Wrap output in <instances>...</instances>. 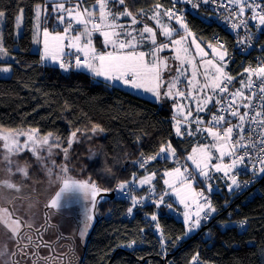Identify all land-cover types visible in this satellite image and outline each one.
<instances>
[{"label": "trees", "instance_id": "1", "mask_svg": "<svg viewBox=\"0 0 264 264\" xmlns=\"http://www.w3.org/2000/svg\"><path fill=\"white\" fill-rule=\"evenodd\" d=\"M81 1L87 8L96 5V0ZM156 4L163 6L161 10L173 9L183 15L188 29L205 45L214 40L223 43L230 53L227 70L237 78L244 76L242 60L253 62L255 50H247L239 43L236 30L217 21L219 12L214 7L202 3L193 7L186 0H125L124 5L109 0L113 12L127 8L137 15L142 10L147 16L153 14ZM37 5L43 10L47 7L40 20L43 27H63L50 0H0V12L4 13L0 35L8 52L0 56V68L11 66L10 73L0 72V127L38 129L40 134L52 133L66 144L72 131H91L99 125L103 129L97 131L100 155L88 164L87 179L109 189L132 181L133 176L155 173L156 194L151 196L142 189L140 197L148 196L147 200L131 213L132 202L117 197L97 202L95 224L78 264H191L197 254L196 264H264V176L246 187L238 178L241 187L233 192L218 179V189L208 192L198 175L196 184L208 192L216 212L204 220L206 224L187 233L188 225L175 216L174 200L166 196L158 207L155 200L165 193V171L183 163L196 145L209 143L207 133L177 136L173 102L167 98L154 100L87 71L73 68L65 72L58 64L43 60L35 48ZM21 10L23 29L17 35L16 18ZM252 32L264 45V26H253ZM237 83L235 80L229 90ZM169 142L176 150L174 159L157 157L139 167V162L156 155ZM152 215L158 219L151 220ZM242 221L246 223L240 227ZM132 241L136 243L132 245Z\"/></svg>", "mask_w": 264, "mask_h": 264}, {"label": "snow or ice", "instance_id": "2", "mask_svg": "<svg viewBox=\"0 0 264 264\" xmlns=\"http://www.w3.org/2000/svg\"><path fill=\"white\" fill-rule=\"evenodd\" d=\"M115 2L120 5L125 4V0H115ZM187 2L193 3V0H187ZM202 2L207 4L209 0H202ZM66 3H68V0H54L53 11L60 13L56 16V19L59 24L64 25V29L62 33L57 32L56 34L50 33L47 28L43 29V60H51L58 63L59 67L65 72L73 68L87 70L95 77H103L106 81L119 82L121 85L132 89L149 92L157 100L162 96L172 99L177 110V116L173 117L177 136L185 134L191 136L196 132H204L211 137L212 142L210 144L193 148L192 153L187 157L195 165L196 174L202 177L204 181H211L214 173H221L223 177L230 180L228 189L232 191L234 188L239 189L241 187L238 181V173L236 172L238 168L264 174V65L245 68L244 71L248 74L247 80H240L239 83L242 87L230 91L229 86L232 85L235 77L225 71L227 67L225 57L228 52L224 44L219 40L217 41V46L208 43L206 47L211 49L214 54L213 59H203V57L208 56V53L189 31L183 15L173 9H164L163 16L168 17L169 20L174 19L180 28L183 29L184 34L177 39H172L177 30L161 22V9L163 6L156 4L149 19L155 21L156 25L159 26L161 35L169 41L168 43L158 44L157 29L148 24H143L140 29L131 27V25H136L141 23V21L137 20L136 15L127 8L123 12H113L109 7V0H96V5L91 9L82 7L79 2L72 7H66ZM228 4L237 5L236 11L228 9L231 13L229 19L233 21L231 23L232 29H247L248 19L255 21L258 26H264V6L257 3V0H228ZM197 6L196 3H193V7ZM224 6L227 8V5ZM246 9L251 12L247 19L244 18ZM43 11L47 13V7ZM35 12L37 29L39 30L40 5L36 6ZM140 14L143 15L142 10ZM3 16L4 13L0 12V19ZM124 16L131 19L130 25L126 26L120 23L121 18ZM21 20L22 10L21 15L16 18L17 27H19ZM73 32L75 34H72ZM94 33L99 34L102 37L103 45L105 47L110 46L112 51L98 52L92 39ZM189 37H192L191 43L195 44V53L193 55H189L190 49L186 45ZM66 39L69 40L67 45L64 43ZM146 41H150L153 45L151 50L147 52L138 50ZM239 43L244 44L245 40H240ZM65 47L73 49L75 53L81 55H74V53L69 52L67 53L69 59L65 60ZM169 47L174 49L175 59L180 61L181 66L174 69L176 75L165 80L163 73L165 71H173V69L169 68L167 59L161 58L158 54ZM7 55V49L3 47L2 35H0V56ZM196 55L202 57L200 63L204 66L202 73L204 82L202 84L197 79L198 65L195 61ZM184 65H190L192 68L187 85L194 90L195 95L192 93L186 95V92L178 87L180 77L187 75V69ZM10 71V66L0 68L2 73ZM253 77H256L255 81ZM162 88L164 89L163 93L161 92ZM205 89L208 91L205 92ZM244 89L249 90L247 95ZM178 97L195 100V111L197 113L207 112L210 117L207 125H204V121L199 115L190 121L189 118L192 117L191 106L175 103ZM257 98L258 103L253 104V100ZM210 103H213L214 108L220 105L217 109L220 114L208 109L207 106ZM186 108L188 109L187 112H185ZM241 108L246 109V111L241 113ZM225 113L228 117L236 118L238 122L232 124L231 120L226 118ZM192 123L197 125L195 131L192 130ZM185 125L186 127L182 131V126ZM201 125L204 126L201 127ZM246 128L247 135L245 134ZM79 131L77 129L70 133L67 147L62 149L65 158L68 156V149L71 148L73 142L77 141V133ZM91 131L102 132L103 129L96 125ZM21 136L26 137L23 143L19 140ZM234 136L235 139L233 138ZM0 141L3 142V148L6 150L3 156L0 157V164H5L6 167L0 168V173L6 171L10 177L15 174L12 171V167L15 166L16 172H20L24 177H27V163L21 165L19 161L12 159L13 156H17L20 152L27 149L38 163L45 168L47 175L50 178L54 176L50 183L58 184L59 187L54 197L46 205L47 207L60 210L66 204L75 203L83 198L88 200L94 208L96 198L100 192L107 191L99 188L91 178L86 180L73 178L69 175L70 170L67 164L57 166L56 161L50 159L52 149L61 148V144L58 142L59 138L53 137L52 133L41 136L38 129H31L27 132H0ZM44 152H47V157L42 155ZM175 152L176 150L172 148L169 142L166 146L162 145L156 155L149 156L139 162V167L143 168L146 163L157 159V157L167 159L168 154L174 157ZM214 159L218 162L212 163ZM246 160L251 162L250 167L249 164L245 163ZM49 163L51 167L48 166ZM57 167L59 170L54 172ZM164 175L168 177V179L164 180V184L173 190L174 194L180 198L179 202L186 209L184 218L185 223L188 225L187 233L199 228L201 220L209 219L211 214L216 212L215 207H213L211 200L205 195L204 191L197 192L193 187L196 176L187 167H184L183 171L180 167H176ZM154 177L155 173H151L142 179L133 176L132 181L120 182L118 189L121 192L128 189L130 194V183L136 182L143 187L146 184L151 185ZM5 188L19 191L17 184L13 183L11 179H0V200L4 199L3 189ZM206 188L208 192H211V183H207ZM165 195H168V193L161 194L158 200L155 201L157 207L164 203ZM144 199H147V197H140L139 199L132 197V207L128 209L129 213L132 212V208L136 207ZM191 205L195 206L194 211L189 210ZM167 207L171 208V205L169 204ZM12 215L7 208L0 207V224L6 226L12 233L11 239L16 240V251L11 253L12 256L21 255L27 257L30 255L28 251L30 247L38 249L41 244L52 249L51 244L43 243L42 241L41 243L34 242L32 236L28 235L27 232L21 235L22 227L31 229L32 225L27 221L22 225L21 219H13ZM87 219L91 220L92 216L87 214ZM157 219L156 215L151 216V220L156 221ZM245 223V221H242L239 226L243 227ZM156 227L158 228L159 224ZM86 230L87 225H85L84 231ZM83 234L82 232L81 235ZM131 243L135 244L136 241ZM129 247H131V244ZM4 255L5 251L0 250V257ZM31 255L38 257V252L33 251ZM197 258L198 254L193 257L191 264H196ZM43 259L44 264H50V262L51 264H60L59 254H57L54 261L51 257ZM12 264H21V262L13 260ZM33 264H36V261H33Z\"/></svg>", "mask_w": 264, "mask_h": 264}, {"label": "rangeland", "instance_id": "3", "mask_svg": "<svg viewBox=\"0 0 264 264\" xmlns=\"http://www.w3.org/2000/svg\"><path fill=\"white\" fill-rule=\"evenodd\" d=\"M50 2L53 5L54 0H50ZM77 2H79L81 4V6L84 7V5H83L81 0H68V3H66L65 6L66 7H72ZM229 5L233 6L235 11H236V9H237V5L236 4H229ZM42 9L43 8L41 7V11H42ZM89 9H91V8H89ZM116 11H118V10H116ZM249 11L250 10H247L246 13H248ZM19 15H21V12L19 13ZM134 15H136L137 20L141 21V23H138L136 25H131V27H134L136 29H140V28L143 27V24H148L149 26L157 29L156 37L159 38L160 36H162L161 32L159 30V26L156 25L154 20L149 19V17H151L152 15H149V16H147L145 14L144 15L134 14ZM162 15H163V13L161 12V22L162 23L168 24L171 27L173 26L174 29H176V30H180L181 29L180 26L176 23V21L174 19L173 20L176 23L175 25H171L172 21L168 20V19H167V22L162 21V19H163ZM41 16H42V13H41ZM41 16H40V18H41ZM3 18H4V16H3ZM3 18L0 19V24H2ZM23 18H24V15H23V12H22V20L20 22L19 27H17V31H16L17 35L22 32V29H23V26H22L23 25ZM124 18H126V19H122L121 18L120 21L123 22V24L130 25L131 24V19L129 17H127V16H124ZM35 22H36V28H37L36 13H35ZM253 22L256 24L255 21H253ZM61 25L63 26L61 29H57V30H51V29H48V28L47 29L52 34H56L57 32L62 33L63 29H64V25L63 24H61ZM249 26L253 28L252 25H249ZM77 27H79V26H77ZM0 30H2L1 27H0ZM182 31H183V29H182ZM36 33H37V38H36V42H35V48L39 49L38 44H40L41 45V50L44 51L43 32L41 31L40 34H39V31L37 29ZM72 34H75V33L73 32ZM183 34H184V32H181L177 37H174L172 39H177V38H179L180 35H183ZM192 34L194 35L195 40L198 43H200L201 47L204 48V50L208 53V56L203 57V59H205V60L206 59H213V55L214 54L212 53V51L209 50L206 47L205 43L200 38H198V36L196 34H194V33H192ZM163 38H164L163 39L164 41H162V42H164V43H168L169 42L167 38H165V37H163ZM92 39H93V43H94V46H95L97 51L98 50L101 51V50L112 49L110 46L109 47H105L103 45L102 37L99 34H95L94 33ZM191 39H192V37H189L188 41L186 42V45L190 49L189 55H193L195 53V44L191 43ZM37 41H39V42H37ZM64 43H65V45H67L69 43V40L66 39L64 41ZM139 50H143V51L147 52V51H150L151 49H140L139 48ZM69 52L73 53L74 50L65 47L66 55ZM158 55L161 58H166L167 62H168V65H169V68L173 69V71H165L163 73L164 79L167 80L171 76L176 75L174 69L179 68L181 65H180V61L175 59V55L176 54H175L174 49L172 47H169V48L165 49L164 51L160 52ZM201 58L202 57L200 55H196L195 56V61H196L197 65H198L197 79L202 84L204 82V77L202 75V73L204 71V66L200 63ZM67 59H69V58H67ZM67 59H65V60H67ZM7 66H10V65H4L3 67H7ZM184 67L187 69V75L180 77V83L178 84V87L181 90H184L186 92V95L188 93H192L193 95H195L196 93L194 92V90L189 88L188 85H187V80L190 78L192 68H191L190 65H184ZM80 70H84V69H80ZM84 71H87V70H84ZM225 71L229 75L235 77V79L233 80L232 83H234L235 80H238V83L235 85V88L232 91H234L237 88H241L242 85L239 83V81L240 80H246V77L237 78V76L232 75V73H230L227 70V67L225 68ZM8 73H10V72H8ZM8 73H2V75H6ZM187 76H189V77H187ZM97 78L105 80L103 77H97ZM110 83L114 84V85H117V86H120L122 88L128 89V90H131L133 92H136L137 94H139L141 96H146L148 98H151V99L153 98V99L157 100V98L154 97L149 92H145L143 90H135V89H132V88H130L128 86L121 85L119 82H110ZM207 91L208 90L205 89V92H207ZM244 91H246V89H244ZM161 99H162V97L158 101H161ZM171 101L173 102V105H174V101L173 100H171ZM175 103H181V104L190 105V106L192 105L194 111H193V115H192L191 120L194 119L197 115H199L203 119L204 125H207L210 117H209L207 112L197 113L195 111V109H196L195 100L184 99V101H183L182 98L178 97L176 99ZM213 103H214V101H213ZM213 103H210L207 107H208L209 110H211L213 112H217V106L212 109V104ZM204 125H201V127H203ZM29 130H31V129H9V128L0 127V132H7V131H24V132H27ZM39 135L42 136V135H45V134H40L39 133ZM53 137L58 138L54 134H53ZM98 137H99L98 132L80 130L77 133V141L73 142L71 148L68 149L67 158H65L63 150H62L63 148L67 147V143L64 144L63 141L61 139H59L58 142L61 144V148H53L52 149V156H51L50 159L55 160L57 166H59L61 164H67L68 168L70 170L69 171V175H71L73 178L79 179V180H86L87 179V177H86L87 173H86L85 170L87 169L88 164L90 162H92L93 160H95L96 157L100 155ZM19 140L21 141V143H23L26 140V137L21 136V137H19ZM210 143L211 142H209V144ZM197 146H199V145H196L194 148H196ZM5 152H6V150L3 148V142L0 141V157H2ZM42 155L47 157L48 154H47V152H44V153H42ZM12 159L16 160V161H19L21 165L27 163V165H28V176L24 177L22 173L16 172L15 166L12 167V171L15 174L10 176V177L7 174L6 171L4 173H0V179H11V181L13 183H16L18 188H19V191H16L15 189H6V188L3 189L4 199L0 200V207L7 208L9 210V212H11L13 214L12 215L13 219L20 218L21 220H23V222L21 221L22 225H23V223L25 221H27L32 226L38 227V226H40V224H42L45 221V218H44L45 206L54 197L55 192L58 190L59 185L58 184H54V183H50V180L54 179V176L50 178L47 175V172H46L45 168L40 163H38V161L34 158L32 153L30 151H28L27 149L22 151V152H20L19 155L13 156ZM171 159H173V158H171ZM214 160L212 161V163L214 162ZM187 161H188V163H187ZM187 161L176 165L174 168L165 171V173L168 172V171H172L176 167H180L182 171H183L184 167H187L190 170V172H192L191 168L193 167V170L196 171L195 165H193L192 162L189 161L188 159H187ZM46 163H48V162L46 161ZM48 166L51 167V164L49 163ZM5 167H6L5 164H0V168H5ZM58 170L59 169L57 167L56 169H54V172H56ZM150 174L148 173V174H146V176H148ZM139 179H142V178H139ZM165 179H168V177H166L164 175V180ZM197 179H198V181H201V183H203L205 185L207 183H211L212 191L215 190V189H218V185H217L218 179H222V181H225L227 183V189H228V185L230 184V180H228L226 177H223V175L221 173H214L213 174V179L211 181H204L203 178L199 179V177ZM154 180H155V177L152 179L151 185H147L146 184L143 187L139 186V184L136 183V182L130 183L129 186H131V187L134 186L133 187V197H136V198L139 199L140 195H141V192H142V189H145V188L147 189L148 194H151V196L155 195L156 194V192H155L156 186L154 184ZM97 186L99 188H101V189H106L107 190L106 192L114 193L113 190H114L115 187L107 189V188H103V187H101L99 185H97ZM165 186L167 188L166 192L168 193V195H165L164 197L167 196V197L172 198L174 200V202L179 206L180 210H177L178 208L177 209L176 208L173 209L174 213H175V216L177 218L182 219L184 221V223H185L184 212L186 211V209L184 208V205L179 202L180 198L174 194L173 190L170 189L168 187V185L165 184ZM193 187L195 188V190L197 192L201 191V190L198 189L199 187L196 184V180H195V183H194ZM134 188H136L138 191L135 190ZM235 190L236 189L234 188L230 192H233ZM203 191H204L205 195L208 196V192L205 191V190H203ZM228 191H229V189H228ZM137 192H139V193H137ZM108 197L109 196H107V195L106 196L102 195L100 197L97 196L94 208L92 207V204L88 200L81 198V199L77 200L75 203L66 204V206L64 208L58 210V212H62L63 213L62 216H66L67 214H74V215L77 214L78 215L77 216L78 220H80V223L82 224L84 229H85V225H87V230L84 232L86 237H87V235H88V233L90 231V228H91V226L93 225V223L95 221V211H96L97 202H99L100 200L103 201V200L107 199ZM146 197H148V196H146ZM150 198L154 199V197H150ZM145 200H147V199H145ZM156 200H158V198H156ZM9 205H10V207H9ZM194 208H195V206L191 205L189 210L190 211H194ZM55 212H57V209H53V208L50 209L51 215L55 214ZM87 214H90L92 216L91 220L87 219ZM60 223L61 224L68 223V220L62 219V220H60ZM206 223L207 222H205L204 220H201V225L206 224ZM68 225H69V227H73L72 224H71V220H69V224ZM70 230H72V229H70ZM194 230H196V229H194ZM22 235H23V233H22ZM11 236H12V233L10 232V230H8L6 226L0 224V250H4L5 251V255L0 257V264H12V255H11V253L14 252V249H15V246H16V240L11 239ZM5 246H6V249H5ZM80 248H81V251H82V249H83L82 245L80 246Z\"/></svg>", "mask_w": 264, "mask_h": 264}, {"label": "flooded vegetation", "instance_id": "4", "mask_svg": "<svg viewBox=\"0 0 264 264\" xmlns=\"http://www.w3.org/2000/svg\"><path fill=\"white\" fill-rule=\"evenodd\" d=\"M50 209V207L45 206V221L40 224V226H32L31 229L23 227L21 235L22 233L24 234L27 232L28 235L32 236L34 242L41 243L42 241L43 243L51 244L52 249L44 247L43 244H41L38 249L30 247L28 249L30 253L29 256H12V261H20L21 264H33V261H36V264H44L43 258L51 257L54 261L57 254H59L60 264H78L82 252L80 246L82 245V247H84L91 232V228L86 237L84 228L80 223V220H78L77 214H67L66 216H62L63 213L58 212L57 210L55 214L51 215ZM62 219L68 220V223L61 224L60 220ZM69 220H71L73 227H69ZM21 221L23 222V220ZM82 232L84 233L83 235H81ZM14 251H16V246ZM33 251L38 252V257L31 255Z\"/></svg>", "mask_w": 264, "mask_h": 264}, {"label": "built area", "instance_id": "5", "mask_svg": "<svg viewBox=\"0 0 264 264\" xmlns=\"http://www.w3.org/2000/svg\"><path fill=\"white\" fill-rule=\"evenodd\" d=\"M193 3L205 4L202 2V0H193ZM193 3H191V4H193ZM257 3H260L262 6H264V0H257ZM206 5L214 7L219 12V14L217 15V21L224 23L227 26V28H231V23L233 21L229 19V17L231 16V13L228 11V9H231L232 11H235V9L233 6L228 4V0H214V2H213V0H209V3H207ZM224 5H227V8ZM247 10L248 9H246V11ZM250 15H251L250 11L248 13L245 12L244 18L247 19ZM249 25H252L254 27L258 26L251 19H248L247 29L241 28L239 30H236L240 36V39L245 40L244 44L247 46V50H251V49L255 50L253 62L252 61L246 62V59L242 60V66H243L242 67L243 68L242 73L244 74V76L242 78L246 77V80L248 78V74L244 71L245 68H248L250 66L251 67H257L259 65H264V45L257 42L256 36L252 32V27H250ZM248 37H250V39H248ZM208 43H211L214 46H217V40L216 41L215 40L210 41ZM209 50H211V49H209ZM240 50L241 51L243 50L244 52H246V49L244 46H241ZM227 52H228V50H227ZM225 59L230 60V53L229 52H228V55L225 57ZM253 80L255 81L256 77H253ZM248 91L249 90L246 89V91H245L246 95L248 94ZM257 103H258V98L253 100V104H257ZM219 107H220V105L217 106V109ZM217 113L220 114L219 112H217ZM225 115H226L227 119H230V117H228L226 113H225ZM245 134L247 135V128L245 130ZM226 160H227V158H226ZM245 163L249 164V167L251 166L250 161L246 160ZM257 167H259V165H257ZM237 173H238V178L241 177L243 179V187L249 186L250 184H253L256 181H259L264 176V174H260V173H257V172L251 171V170L246 171L243 168H239ZM192 174L195 175L196 177L198 176V174H196V173H192ZM129 188L131 189L130 194L128 193V189H125L124 192H121L118 189V185L115 186V188L113 190L114 196L117 197L118 199H122V200L131 202V199L133 197V187L129 186ZM198 189L201 190L200 188H198ZM209 219H207V220H209Z\"/></svg>", "mask_w": 264, "mask_h": 264}, {"label": "crops", "instance_id": "6", "mask_svg": "<svg viewBox=\"0 0 264 264\" xmlns=\"http://www.w3.org/2000/svg\"><path fill=\"white\" fill-rule=\"evenodd\" d=\"M42 11H43V9H42ZM42 11H41V13H42ZM161 12L163 13V10H161ZM149 15H152V14H149ZM148 15V16H149ZM163 16V15H162ZM167 19L169 20V18L168 17H166V16H163V19H162V21H164V22H167ZM40 20H41V18H40ZM172 22H171V25H175L176 23L174 22V20H171ZM120 23H123V22H121L120 21ZM126 25V24H125ZM127 26V25H126ZM173 27V26H172ZM44 28H47V27H43L42 25H41V22H39V34H40V32L42 31L43 32V29ZM174 28V27H173ZM49 29V28H48ZM182 30V29H181ZM190 31V30H189ZM183 32V31H182ZM190 32H192V31H190ZM181 33V32H180ZM180 33H178V30L176 31V33L173 35V37L172 38H174V37H177ZM193 33V32H192ZM71 35V34H70ZM37 38V37H36ZM164 38H163V36H160L159 38L157 37V43L159 44V43H164V42H162V41H164L163 40ZM35 42H36V39H35ZM38 46H39V51L41 52V55L43 56V50H41V45L40 44H38ZM153 47V45L151 44V42L150 41H147V42H145L144 44H143V46L142 47H140V49H151ZM139 50V49H138ZM107 51H112V49H109V50H98V52H107ZM74 53V52H73ZM74 55H81V54H79V53H74ZM67 58H69V56L68 55H65V57H64V59H67ZM47 62H49V63H52V64H57L56 62H53V61H51V60H47ZM187 77H189V76H187ZM163 91H164V89L162 88L161 89V92L163 93ZM136 93V92H135ZM163 98H166V97H163L162 96V99ZM153 99V98H152ZM167 99H169V98H167ZM155 100V99H154ZM169 100H172V99H169ZM183 101H184V99H183ZM173 109H174V112H175V116H177V110L175 109V107H174V105H173ZM213 109V108H212ZM187 108L185 109V112H187ZM191 110H192V115H193V111H194V109H193V106L191 105ZM240 111H241V113H243L244 111H246V109H244V108H241L240 109ZM191 118L192 117H190L189 118V120L190 121H192L191 120ZM230 120H231V122H232V124H236L238 121H237V119L236 118H233V117H230ZM174 126H175V120H174ZM194 126H196L194 123H192L191 124V127H192V130H193V127ZM184 127H186V125L185 126H182V131L184 130ZM197 127V126H196ZM195 127V128H196ZM194 128V129H195ZM208 135V134H207ZM209 137V136H208ZM234 139H235V136L233 137ZM209 142H212L211 141V137H209ZM207 144H209V143H207ZM202 145H205V144H202ZM173 148V147H172ZM190 153H192V150L190 151ZM189 153V154H190ZM188 154V155H189ZM188 155H187V157H188ZM176 157V152H175V156L173 157V156H171V154H168V158L169 159H171V158H175ZM186 157V158H187ZM185 161H187V159H184V161L183 162H185ZM218 161L217 160H214V162L213 163H217ZM187 163H188V161H187ZM191 171H194L193 170V167L191 168ZM237 171H238V169H237ZM165 188H166V186H165ZM167 189V188H166ZM165 192H166V190H165ZM177 205V204H176ZM178 208V209H177ZM177 210H180L179 209V206L177 205Z\"/></svg>", "mask_w": 264, "mask_h": 264}, {"label": "water", "instance_id": "7", "mask_svg": "<svg viewBox=\"0 0 264 264\" xmlns=\"http://www.w3.org/2000/svg\"><path fill=\"white\" fill-rule=\"evenodd\" d=\"M102 195H104V196H110V197H114V193H112V192H104V191H102L98 196L100 197V196H102ZM94 224H95V222L93 223V225H92V227H91V230H92V228L94 227ZM90 237V234H89V236H88V238Z\"/></svg>", "mask_w": 264, "mask_h": 264}]
</instances>
